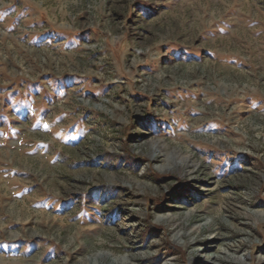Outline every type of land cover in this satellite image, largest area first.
Here are the masks:
<instances>
[{"label":"rangeland","instance_id":"rangeland-1","mask_svg":"<svg viewBox=\"0 0 264 264\" xmlns=\"http://www.w3.org/2000/svg\"><path fill=\"white\" fill-rule=\"evenodd\" d=\"M0 246L264 264V0H0Z\"/></svg>","mask_w":264,"mask_h":264},{"label":"snow or ice","instance_id":"snow-or-ice-1","mask_svg":"<svg viewBox=\"0 0 264 264\" xmlns=\"http://www.w3.org/2000/svg\"><path fill=\"white\" fill-rule=\"evenodd\" d=\"M0 247H4V246H0Z\"/></svg>","mask_w":264,"mask_h":264},{"label":"bare ground","instance_id":"bare-ground-1","mask_svg":"<svg viewBox=\"0 0 264 264\" xmlns=\"http://www.w3.org/2000/svg\"><path fill=\"white\" fill-rule=\"evenodd\" d=\"M207 249V248H206ZM239 263V262H238Z\"/></svg>","mask_w":264,"mask_h":264}]
</instances>
